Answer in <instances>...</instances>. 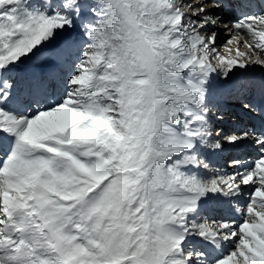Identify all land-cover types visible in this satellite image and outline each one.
Listing matches in <instances>:
<instances>
[{"label": "snow or ice", "instance_id": "snow-or-ice-1", "mask_svg": "<svg viewBox=\"0 0 264 264\" xmlns=\"http://www.w3.org/2000/svg\"><path fill=\"white\" fill-rule=\"evenodd\" d=\"M0 264H264V0H0Z\"/></svg>", "mask_w": 264, "mask_h": 264}, {"label": "rangeland", "instance_id": "rangeland-1", "mask_svg": "<svg viewBox=\"0 0 264 264\" xmlns=\"http://www.w3.org/2000/svg\"><path fill=\"white\" fill-rule=\"evenodd\" d=\"M223 36V35H222ZM220 38H222L223 39V37H220ZM220 38H219V40H220ZM228 38V37H227ZM225 39V38H224ZM226 41V40H225ZM221 43V42H220ZM221 45H222V43H221Z\"/></svg>", "mask_w": 264, "mask_h": 264}, {"label": "bare ground", "instance_id": "bare-ground-1", "mask_svg": "<svg viewBox=\"0 0 264 264\" xmlns=\"http://www.w3.org/2000/svg\"><path fill=\"white\" fill-rule=\"evenodd\" d=\"M223 35V34H222ZM221 44V43H220ZM232 124V123H231ZM233 127V126H232Z\"/></svg>", "mask_w": 264, "mask_h": 264}]
</instances>
